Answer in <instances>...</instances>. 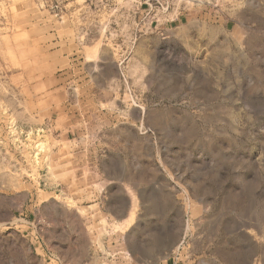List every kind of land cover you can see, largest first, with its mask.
<instances>
[{"label":"rangeland","instance_id":"obj_1","mask_svg":"<svg viewBox=\"0 0 264 264\" xmlns=\"http://www.w3.org/2000/svg\"><path fill=\"white\" fill-rule=\"evenodd\" d=\"M264 264V0H0V264Z\"/></svg>","mask_w":264,"mask_h":264},{"label":"crops","instance_id":"obj_2","mask_svg":"<svg viewBox=\"0 0 264 264\" xmlns=\"http://www.w3.org/2000/svg\"><path fill=\"white\" fill-rule=\"evenodd\" d=\"M173 264H176V263H173Z\"/></svg>","mask_w":264,"mask_h":264}]
</instances>
